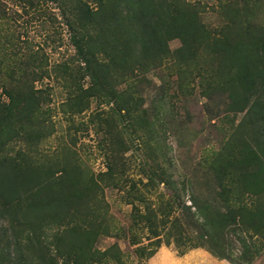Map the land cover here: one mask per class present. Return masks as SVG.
I'll return each instance as SVG.
<instances>
[{
    "label": "trees",
    "instance_id": "1",
    "mask_svg": "<svg viewBox=\"0 0 264 264\" xmlns=\"http://www.w3.org/2000/svg\"><path fill=\"white\" fill-rule=\"evenodd\" d=\"M33 1L26 0L31 5ZM50 1H62L67 8L70 6L68 0ZM259 1L244 0L240 5L229 0L222 6L227 18L219 30L201 21L199 15L202 8L190 0H99L97 6H91L86 0H77L71 8L74 19H69L67 23L72 29L76 65L64 61L49 69L45 60L38 58V51H33L25 57V67L12 68L0 75L3 96L6 97L4 101L0 97V218L5 211L16 208L26 216L32 215L30 217L34 219L27 223L33 228L41 227L40 224L45 222L43 215L47 213H53L55 222L61 226L69 210L68 195L80 193L78 189L72 193L68 189L76 184L74 179L82 172L79 166H64L58 171L57 167L31 161V155L26 151H21L17 158L2 157L7 146L18 138L27 144L38 143L45 123L40 113L51 100L50 81L61 78L70 84L71 93L74 90L67 101L75 110L73 112L84 111L91 98L108 96L110 101L118 98L119 110L127 111V127L132 128L131 133H136L139 128L146 131L152 142H156L155 146L146 143V155L153 162L151 166L147 164L145 171L148 177L146 187L163 184L164 191L169 193L168 199L161 196L162 202L156 209L134 183L126 193V199L134 196L145 204L142 211L134 203L135 227L143 224L153 236H149L147 245L139 247L141 256L150 257L163 244H174L180 248L194 232L204 247L232 264H254L259 258L263 259L264 206H254L255 201L249 207L236 202L234 189L226 182L227 166L212 169L218 178L216 203L211 204L208 199L199 202L193 198L192 206L196 212L193 215L191 211L186 212L185 217L190 216L186 218L187 222L175 215L176 206H185L187 210L190 206L182 203L185 182L182 181L185 186H180L179 182L172 181L173 175L160 162L163 157L171 163L168 149L158 147L166 125L160 118V128H153L148 110L140 112L145 101L142 94L119 88L125 81L134 78L140 81L139 75L146 76L149 71L161 69L163 64L167 66V59L173 58L179 73L187 69L186 73L193 77L191 83L197 78L203 81L201 93L206 96L215 89L218 74L223 71V80L220 78L217 85L222 89L230 87L234 110L245 112L247 116L238 130H242L251 118L250 128L257 146L254 148L252 145L251 148L253 163L241 164L247 169L238 182V189L253 198L264 196V21L256 18L264 7ZM174 38H180L182 44L172 51L169 42ZM83 79H87V87L81 83ZM180 83L184 87L185 83ZM161 84L164 88L165 77ZM157 101L155 104L158 105L166 103L163 96ZM132 102L135 103L134 109ZM138 112L141 115H137ZM110 134L108 147H111L112 155L109 156H112V161L107 174L111 178L119 175L122 178L121 187L129 159L125 158V154L131 148L119 134ZM87 191L93 192V184H89ZM85 192L78 197L81 198ZM210 208H213L212 211ZM68 232L67 228L55 234L56 254H45L43 264H57V255L64 264H93L96 261L91 260L93 254L82 235L78 242L73 243L66 236ZM92 234V238H96L95 233ZM40 236L36 233L34 244L38 251H43L46 245L40 241ZM92 238L89 237L90 240ZM20 253L23 254V251ZM108 253L109 248L102 256ZM1 256L0 264H30L25 260L3 263L5 261ZM88 256H91L90 259Z\"/></svg>",
    "mask_w": 264,
    "mask_h": 264
},
{
    "label": "rangeland",
    "instance_id": "2",
    "mask_svg": "<svg viewBox=\"0 0 264 264\" xmlns=\"http://www.w3.org/2000/svg\"><path fill=\"white\" fill-rule=\"evenodd\" d=\"M68 1L70 6L67 8L62 1L57 3L50 0H34L31 5L26 0H0V75L12 68L25 67V57L33 51H38V58L44 59L45 66L49 69L61 65L64 61L76 65L72 29L67 23L69 19H74L71 8L77 0ZM86 1L91 6H97L99 0ZM190 1L202 8L199 15L202 22L211 28L222 29L223 23L226 22L222 6L229 0ZM233 1L241 5L244 0ZM259 2L264 7V0ZM256 18L264 21V11ZM181 44L180 38L169 42L172 51L178 49ZM167 60V66L163 64L161 69L149 71L146 76L139 75L140 81L134 80L136 78L125 81L119 88L142 94L145 101L140 107V112L142 109L148 110L149 122L154 123L153 128H160V118L166 125L165 131L159 129L163 131V137L158 147L168 149L171 163L163 157L160 162L173 175L172 181L179 182L180 186L184 185L182 181L185 182L186 192H182V203L190 206L188 210L185 206H176L175 215L187 222L186 218L190 216L185 217L188 214L186 212L191 211L192 215L196 212L192 206L193 198L199 202L208 199L209 203H216L218 178L212 169L216 170L221 166L228 167L226 182L233 187L239 205L249 207L255 201L254 206L263 207L264 196L253 198L238 189V182L247 169L242 168L241 164L253 163L250 157L253 153L251 148L252 145L254 148L257 146L254 145L250 128L251 118L242 130H238L241 121L247 116L245 112L234 110L230 87L222 89L217 85L220 78L223 80V71H218L215 89L205 96L201 93L203 81L197 78L191 83L193 77L186 73L187 69L179 73L176 60ZM164 77L165 87L161 88ZM50 82L51 100L44 107V112L40 113L45 123L38 143L27 144L25 140L18 138L7 146L2 157L17 158L21 151H26L31 155V161L34 160L43 166L57 167L58 171L64 166H79L82 172L74 176L76 184L68 189L71 193L78 189L80 193L73 192L74 194L68 195L69 210L61 226L55 222L56 216L53 213L43 215L45 222L39 223L41 227L33 228L27 223L34 219L30 217L32 215L26 216L25 213L16 211V208L13 211H5L0 218V254L5 261L3 263L25 260L30 264H43L42 257L45 254H56L55 234L68 228L69 234L66 236L74 241L73 243L79 241L80 235L87 242V248L93 254V257L88 258L96 260L93 264H232L204 247L194 232L188 242L180 248L174 244H163L150 257L141 256L139 247L147 245L149 236H153L143 224L135 227L134 203L138 208L141 207L142 211L145 204L134 196L126 199V193L134 183L143 195L145 193L148 203L156 209H159L162 202L161 196L164 195L165 199H168L169 193L164 191L163 184L146 187L148 177L145 171L148 165L153 163L152 158L146 155V143L155 146L156 142H152L146 131L143 132L139 128L136 133H131L132 128L127 127V111L119 110L121 107L120 103H117L118 98L113 101H110L108 96L91 98L84 111L73 112L75 110L67 103L72 90L70 84L61 78L52 79ZM180 82L185 83L184 87ZM2 83L0 80V97L4 101L6 97L3 96ZM81 83L85 87L88 86L87 79H83ZM37 85L40 86L38 82ZM72 92L74 93V90ZM162 96L165 97L166 103L155 104ZM132 104L134 109L135 103ZM137 115L141 113L138 112ZM110 133H113V136L119 134L121 140L131 148L125 154V158L129 159L126 161V174L121 187L122 178L119 175L111 178L107 174L108 165L112 161V156H109L112 155L111 147H108ZM115 139L116 136L112 140ZM89 184H93V192H85ZM82 192H85V195L78 197ZM212 209L210 208V211ZM36 233L41 235L38 238L46 245L43 251L35 248ZM91 233H95V240ZM108 248V255L102 256ZM22 251L23 254L20 253ZM56 261L57 264H64L58 255ZM254 264H264V258H259Z\"/></svg>",
    "mask_w": 264,
    "mask_h": 264
}]
</instances>
